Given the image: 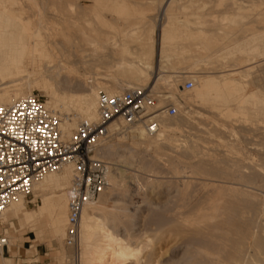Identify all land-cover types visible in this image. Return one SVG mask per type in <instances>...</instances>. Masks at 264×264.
Instances as JSON below:
<instances>
[{
    "label": "bare ground",
    "instance_id": "bare-ground-1",
    "mask_svg": "<svg viewBox=\"0 0 264 264\" xmlns=\"http://www.w3.org/2000/svg\"><path fill=\"white\" fill-rule=\"evenodd\" d=\"M119 1L115 0L108 3L94 0L89 12H86L87 8L81 9L75 4L76 2L67 4L66 11L68 13L72 10L70 8L77 7L76 19L71 16L72 21L67 20L69 17L62 21L66 28L72 25L77 30L78 34L71 37L67 34L68 32L64 31L65 28L60 29V27L57 30V27L53 26L52 23L51 25L47 24V21L43 20L42 12L36 13L38 19L36 18L35 22L30 17H26L30 12L26 13L25 6L20 5L19 0H0V104H10L18 98L38 90L44 96V105L49 110L65 115L60 126L63 132L68 133L81 121L96 119L99 91L113 95L135 86L149 87V82L153 79L151 87L157 94V105L154 107L152 111L154 114L152 115H157L155 113L159 111L167 99L177 107L178 111L180 110L187 125L198 123L195 118H201L205 114L200 110L193 109L195 106L201 110L208 109L213 115L215 114L217 124L220 120L222 122L240 119L239 121L248 122L252 125V122L254 123V120L259 116H263L262 123L264 122V92L262 87H257V90H248L252 69L257 66V63L264 61V0H146L145 5L148 10H155L153 23L151 21L153 27H148L150 29L146 32L143 29L139 31L140 27L137 24L136 27H132L135 24L131 21L132 17L129 18L130 14L128 13L133 10L130 9L132 4L129 7L132 0L129 3L126 0ZM156 4L158 8L154 7ZM32 6L34 5L31 3ZM31 7L29 5V9ZM104 8L123 14L122 16L129 15L123 19L121 15H118L121 23L125 25L124 29L122 27L120 30L115 29L117 31L115 34V31L108 34L100 29V25L105 23V19L100 17L99 10ZM39 9L42 8L39 6ZM73 10L75 11V9ZM10 11L14 13L13 16ZM63 11L59 8L58 14L67 17L68 14L66 11L64 14ZM33 12L31 11V14ZM87 13L90 15L88 16ZM44 14L46 13L44 12ZM158 16L160 18L157 21ZM56 24L59 23L56 22ZM158 26L160 27L159 47L160 63L162 64L160 68L161 70L163 67L165 68L166 63L168 69H178L179 71L180 65L185 64L186 71L181 69L183 71H179L181 75L161 74L162 70L157 77L152 76L154 71L152 60L155 54L154 32ZM45 28L51 32L45 31L44 34ZM236 30L241 31L239 36ZM108 52L110 55H106ZM200 66L204 67L200 68ZM181 67L183 68V65ZM5 71L10 73H4ZM63 75L67 77L69 82L64 80V84H62L64 86L61 89L60 84L62 82L60 83L58 80ZM89 76H92V81L87 80ZM73 77L82 80L85 87L82 89L79 86H77L79 88L71 86V80L68 78ZM187 77L193 81L192 89L185 90L183 85L185 93H180L177 96L182 79ZM164 88H167L168 95H163L160 92ZM185 108H189V110H185ZM161 115L160 129L155 134H145L141 126H137L128 132L134 133L131 135L132 142L130 144L133 146L143 145L149 150L155 149V153L158 154L164 146H167L172 152L181 148L185 139L179 142L180 139L174 136L176 132H182L179 122L171 121V123L168 120L174 117ZM162 120L163 122H161ZM219 124L220 130L236 137L234 134L237 132L235 133L232 127L230 128L224 123ZM113 125L115 124H112L111 127ZM128 133L123 131L117 132L116 135H127ZM219 140L220 142L223 141L222 139ZM191 144L188 143L190 147L184 148L191 156L188 158L195 160V165L192 166V161L188 165L191 168L188 169L190 170L188 173L198 175L197 177L210 175L211 169L219 167L218 165L221 164L218 162L219 159H216L217 157L214 155L203 154V151L200 150V152ZM107 146L111 147L110 144ZM228 146L229 149L234 147L233 144ZM162 155L168 156L169 161L166 160L168 164L171 161L172 166H177L181 161L176 159L177 155L175 157V154L169 156V153H163ZM225 166L231 170H223L226 167L222 169L219 167L221 177L235 179L237 177L238 180L247 184L253 181L255 174L260 175L259 173L262 172H252L251 176L248 174L246 176L238 164L231 163L229 166L225 163ZM186 168L185 170H187ZM173 171L175 170L173 169ZM72 173V166L68 165L60 171L48 172L43 179L34 184L33 195L30 199V202L35 205L33 209L26 207L28 203L26 198L18 197L11 200L8 209L2 216V222L8 227L5 228L6 233L10 230V235H8L9 248H7L11 252L12 246L19 240L18 233L24 229L29 232L50 229L55 236H64L67 218V195ZM181 174L185 175L186 171L182 170ZM263 176L264 173L261 178ZM259 180L260 185L261 180L263 182L264 179ZM108 182L109 186L105 190L94 199L87 200L83 205L79 220L77 246L76 248L66 246L67 250L70 249L68 254H65V257L69 258V264H156L158 256L154 246L157 243L168 244V240L169 242L176 241L177 237L184 236L191 230L192 235L202 236L204 234L202 227L204 221L213 219L215 215L212 211L219 208L209 204L207 212L199 206L188 211L185 210L187 202L179 200L180 203L185 202V204L174 207V213L171 212L176 216V218L175 216L172 217L176 225L172 223L174 226H167L165 229L158 227L151 234L148 232L138 235H131L130 232V234H126L129 230L127 229L124 233L126 237H122L116 233L115 229L112 230L108 226V221L115 223L114 221L118 220L117 222L121 223L117 216L116 207L108 200V194L111 189L121 187L122 183L112 171L108 175ZM239 182L237 181L238 185ZM252 185L251 187H253ZM262 187L264 189L263 185ZM240 189L235 187L228 189L238 192L237 198L233 199V201L236 199L235 203L237 204L235 206L239 207V210L255 211L254 205L256 207V204H259L256 202L259 200L257 198L256 201L253 200L254 195L251 194V191ZM260 203V205H264L262 204L264 201ZM258 208L257 210H260L261 207ZM241 213L244 214L245 211ZM253 218L255 217H249L246 226L254 228V223L257 220ZM227 219L232 222L242 221L241 217L239 219V211L237 214L232 211ZM40 235L35 234L32 240L37 243ZM246 239L248 247L254 244V247L260 248L261 240L257 239V234L250 233ZM201 243L200 238L195 239L193 244L187 242L193 250L190 255L191 260L186 264H264V252L260 253L262 257L260 256L261 258L257 261L251 260L249 257V260H246L247 253L244 252L245 249L242 251L239 241L230 247L217 244L212 248L211 246L206 247L205 244L203 246ZM2 254L3 252L0 253V264H11Z\"/></svg>",
    "mask_w": 264,
    "mask_h": 264
},
{
    "label": "rangeland",
    "instance_id": "rangeland-1",
    "mask_svg": "<svg viewBox=\"0 0 264 264\" xmlns=\"http://www.w3.org/2000/svg\"><path fill=\"white\" fill-rule=\"evenodd\" d=\"M100 1L102 2L106 1L108 3L109 2L111 3L115 0H100ZM116 1L120 2L119 0H116ZM126 1L129 3L131 0H126ZM145 1L146 0H132V2L129 3L130 4L129 7H131V4H132V7L130 9H133V10L128 12L130 10L129 9L127 11L130 14V16L129 15L122 16L123 14L121 15V14L115 13L114 11L109 10V9L105 10V8L100 9L99 10L100 17L101 18L103 17L105 19V23L103 24L105 26L100 25V29H102L104 33L106 32L108 34L110 33L112 34L115 31L114 32L115 34L117 32L115 29L120 30L121 27L123 28L125 26L124 23H121V20L119 19L120 17H118V15L119 16L121 15L122 19L128 16L129 18L132 17L131 21L133 22V24H135V26L133 25L132 27H136L138 25L140 27L139 31H142L141 29H143V31L146 32L148 29L153 27L151 26L152 25L151 21L153 23V16L155 14V10L153 11L152 10L150 11V9L148 10V7L145 5ZM19 3L20 5L25 6L26 13L30 12V14L28 13L26 17L28 18L30 17L34 21L36 20V18L38 19L37 17L38 15L36 13L42 12L43 20L45 19L44 21H47L46 22L47 24L51 25L52 23L53 26L57 27V30L60 27H61L60 29L65 28L64 31L68 32L67 33L68 35H70L71 37H75L78 34L75 27L70 25L69 27L67 26L66 28L62 24V21L64 18L67 19L68 17L70 18L72 16L73 18L76 19L77 17L75 15L77 7L74 6L73 8H70L72 10L75 9V11L70 10L68 13V11H66L67 4L75 3L83 10L87 8L86 9L87 11L86 10L85 11L89 12L91 6L94 4V0H19ZM31 3L34 6L31 7ZM29 5L32 9L31 8L29 9ZM39 6L42 9H39ZM154 7L158 8V5L156 4V6L154 5ZM59 8L61 10H64L63 11L64 14L66 11V14H68V16L66 17L63 15H59L58 14ZM43 10L46 14H44ZM31 11L32 12L34 11L32 13L33 15L31 14ZM149 11L151 12V14H148L150 13ZM10 13L13 16L14 13H12V11H10ZM87 15L89 16L90 14L87 13ZM72 17L70 18V20L69 18L67 20L72 21L73 20ZM177 17H180V16H177ZM159 18L160 16L157 17V21ZM114 19L116 20L114 21ZM116 21H118L117 24H116ZM56 22L59 24H56ZM41 31L43 30L41 29ZM45 31L51 32V30H47L45 28L43 32L44 34L46 33ZM236 33L238 35L239 33H241V31L236 30ZM118 35H121V34H118ZM159 38H160V27L158 26L156 27L155 32H154L155 54L152 60L153 66H154V71H153L152 76L157 77L158 73L162 72V70L164 73L162 72L161 74L168 73V74H174V75L175 74L181 75L180 72L186 71L185 64H182L183 68L181 67L182 65H180L179 71L181 69L183 70V71L181 70L180 72L178 71V69H172V68L168 69L167 68L168 64L166 63H165L166 69L163 67L161 70L160 65L162 64L160 63V47H159L160 40ZM108 53L106 55H110V53L109 54ZM261 62L257 63V66H255L254 69H252L253 71L250 74L251 82L249 83L248 90H251V89L257 90V87L258 88L262 87L261 89L264 92V61H261ZM203 67L204 66H200V68H203ZM201 71H203V69ZM4 73L9 74L10 72L5 71ZM64 76L65 75H63L62 78L59 77V80H58V82L59 81L60 83L62 82L61 84L59 83L61 85V89L64 86L62 85L64 84L63 82L64 80L69 82L67 80V77L65 76L66 77L65 78ZM68 79L71 80V83H70L71 86H75V87L79 86L80 88L82 87V89L85 87L83 81L76 77L68 78ZM187 79L192 80L189 77L182 79L177 96H179L180 93H185V91L183 90V85H184L185 80ZM87 80L92 81V76H89ZM60 85H59V88H60ZM152 85H153V79H151V82H149V87H151ZM166 89L164 88L160 90V92L163 93V95H168V90ZM34 92L42 96V94L38 90H35ZM42 99L43 101H45L44 96H42ZM196 107L197 106L193 107V109L200 110L201 112L205 113L204 115L201 116V118H198V117L195 118L196 121H198V123L200 124H198L197 122L190 123L188 125L185 124V121H184L185 118H183L180 110L177 116L168 120L169 122L171 121L176 122V123L179 122L178 124H180V126L182 127V132H176L174 136L180 139L179 142H182L183 139H185L186 141V142L183 141L184 145L181 146V148L179 149H175L174 152L170 151L167 146H164L159 150L160 154L155 153V149L153 150L146 149L145 147H143V145L133 146V144L131 145L130 142H132L131 135H134V133H128L127 135L117 134L118 136L114 135V137L111 138L112 140L110 139L106 142V145L104 147L105 159L107 160L108 163L111 164L112 173H115V176L117 177V179L120 180L122 183L121 187L111 189V191H109L110 195L108 194L109 196L108 200L111 204H113L116 207L117 216L121 220V223L117 222L118 220L114 221L115 223H113V221H108V226L112 230L115 229L116 233L122 237L123 236L126 237L124 233H126L127 229L129 230L127 231L126 234H128L129 232L131 233V235H134V234L138 235L139 233H143V232H148L151 234L158 227L160 228L163 227L165 229L167 226L176 225L172 218L175 216V214L174 215L172 214L174 213V209H175L174 207L178 205H183V203L185 204V202L183 201H182L183 203H180L179 200H184L187 202L185 206V210H188V211H191L193 208L199 206L203 208L204 211L207 212V208L209 204L215 205V206H218L219 208L216 209L217 211L216 210L212 211L213 214L215 215L213 219H206L204 221V224L202 225L204 234L202 236L192 235V230H191L186 235L177 237L176 241L169 242L168 240V244H165V243L158 244L157 243L154 246V248L156 249L155 252L158 256L157 257L158 260L156 258V262L158 261L157 262L158 264H186L187 262H189V260H191L190 255L193 250L192 246L188 245L187 242L193 244V241H195V239H198V238L201 239L203 243L201 244L203 246L205 245L206 247L211 246V248L217 244L230 247L231 245H233V243L239 241L241 242L242 251H244L243 249H245L244 252L247 253L246 257L244 256L245 259L246 260L253 259L254 261H257L259 258L262 257L260 253L264 252V205H260L261 204L260 202L264 201L263 199L264 189L263 187L261 188L262 185L264 186V184H262L264 183V180L263 182L261 180L262 185L261 184H260L261 186L259 185V181H260L259 179H264V176L263 178H261V176L264 173L263 172L264 171V122L262 123L263 116H259V118L255 119L254 120L255 122L254 123L252 122V125L251 123H248V122L239 121L240 119H230V120H224L222 122L220 120L219 123L221 124L224 123L227 126L229 125L230 128L232 127V130L233 129L235 130L234 131L235 133L237 132L236 134H234V136L236 137H232L233 135L231 136L229 133H224V131L220 130L221 129L220 124L219 123L217 124L215 122V120L217 119L215 114L214 116L211 112H209L208 109L201 110V108L199 107L196 108ZM185 110H189V108H185ZM212 118H215V119L213 120ZM163 120L161 122H163ZM256 120L258 123L256 122ZM219 139H222L223 141L220 142ZM190 142L199 151L200 150L203 151L204 152L203 154L212 155V156L214 155L215 157H217L216 159H219L218 162H220L221 164L223 163L222 166L221 164L218 165L219 167H221V169L226 167L225 163L229 164V166L231 165V163L232 164L234 163V164L240 165L239 166L240 169L244 171L243 173L246 176L248 175L251 176L252 172L259 173L262 171L261 173H259L260 175L255 174L253 176L254 179L257 177L255 180L258 184L254 181V179H252L253 180L252 182H249L247 184L246 182L238 180L237 177L236 179L230 178V177L224 178L223 176L221 177V175H219V169H220L219 167H216V168L213 167L211 169L210 173L211 172L214 173L213 174L214 176L212 175V173L210 175H205V176L201 175L202 177H197L198 175L189 174L188 172L190 170L188 169H191V168L188 165H190L191 161H192L191 163L192 166L195 165V162H194L195 160L192 158L189 159L188 158L190 156L189 152H186L187 150H185L186 149L185 147L188 146V143L191 144ZM109 144L111 145V147L107 146ZM231 144H233L234 147L232 149H229L230 147L228 145H231ZM197 149L196 151H198ZM182 150H185V151H182ZM163 153L164 154L169 153V156L170 154L171 155L175 154V157L177 155L176 159L181 160L182 162L181 161L180 162L182 164L179 162L177 166H174V165L172 166L171 161L168 164L169 158H167L168 157L167 155H162ZM166 159H168V161ZM214 166H217V164H214ZM185 168L188 171L185 170ZM173 169L175 171H173ZM179 169L181 172L182 170L186 171L187 175L181 174ZM226 169L231 170L227 167L223 170H226ZM215 173L217 176L215 175ZM237 181L238 182L240 181L239 182L240 186L237 184ZM253 182L255 183L253 184ZM250 183H252L253 185ZM243 184H245L246 186L245 185L243 186ZM251 185L253 187H251ZM256 185H258L259 187L258 186L256 187ZM229 187H235L237 189L243 188V190L247 189L251 191V194L254 195L253 200L256 201V198H257V200L260 201V202L259 201L256 202L259 204H256L254 202V204H256V207L254 205L255 211L249 212L247 209L239 210V207L237 208V206H235L237 204L235 203L236 199L235 201H233L234 198H237L238 192L233 191V190H228ZM220 188L222 189L220 190ZM182 194L183 196L184 195L185 196L183 197ZM187 197L189 200L187 199ZM188 201H189V204H188ZM259 206L261 208L260 210H257L259 209L258 208ZM26 207L28 209L30 208L33 209L35 208V205L33 206L30 204H26ZM232 211H234V214H237L239 211V219L241 217L242 221L232 222L229 219H227V217L232 214ZM242 211H245V213L242 214L241 213ZM249 217L250 218L255 217L253 219L257 220L254 223V226H253L254 228L246 226V222L249 219ZM239 219H236V220H239ZM172 223H174V225ZM6 228H8L7 225H6ZM250 233L257 234V239L261 240V245L259 249L254 247L255 246L254 244H251L250 247H248L247 245L248 241L246 238L250 235ZM35 234L36 235L41 234L40 235L41 237L40 236L38 237L39 242L37 241V243L32 240ZM7 235H10V230L7 231ZM64 237H65V233H64V236L63 235L55 236L53 231L50 229L36 231V232H29L27 231V229H24L20 233H18L19 240L15 242L14 245L12 246V251H17L15 256L12 258V263L10 262V260H7V261L8 263H11V264H69V258L68 257L66 258L65 254H68L67 252L70 249L67 250L68 248L66 247L64 243ZM3 252H4L3 255L5 256H10V257L13 256L12 255L13 253H10L8 250H4ZM127 264H130V263H127Z\"/></svg>",
    "mask_w": 264,
    "mask_h": 264
},
{
    "label": "built area",
    "instance_id": "built-area-1",
    "mask_svg": "<svg viewBox=\"0 0 264 264\" xmlns=\"http://www.w3.org/2000/svg\"><path fill=\"white\" fill-rule=\"evenodd\" d=\"M192 87L193 81L185 80L184 89ZM156 97L152 87L144 86L113 95L100 91L96 119L81 121L68 133L60 126L65 115L49 110L38 93L0 104V253L8 247L2 216L11 200L28 198L27 204L34 206L30 202L34 184L48 172L68 165L73 175L67 195L64 243L76 248L84 203L109 186L112 167L105 159L106 142L117 132L128 133L137 126L153 135L160 129L161 114L178 115L177 107L167 99L157 115H152Z\"/></svg>",
    "mask_w": 264,
    "mask_h": 264
},
{
    "label": "crops",
    "instance_id": "crops-1",
    "mask_svg": "<svg viewBox=\"0 0 264 264\" xmlns=\"http://www.w3.org/2000/svg\"><path fill=\"white\" fill-rule=\"evenodd\" d=\"M40 237H41V236H40ZM28 241H30V240H28ZM38 242H39V241H38ZM27 243H28V242H27ZM39 246H40V245H39ZM39 246H38V247H39ZM8 248H9V247H8ZM8 248H7V250H8L10 253H13V254H12L13 256L10 257V256H5V255H3V254H2V255L4 256L5 259L10 260V262L12 263V258L15 256V254L17 253V251H12V252H11ZM17 250H18V249H17ZM3 253H4V252H3ZM43 254H45V253H43ZM54 256H55V255H54ZM59 258H60V257H59Z\"/></svg>",
    "mask_w": 264,
    "mask_h": 264
}]
</instances>
